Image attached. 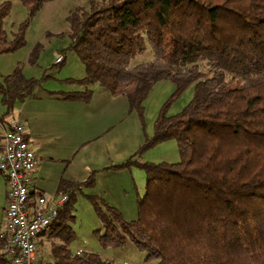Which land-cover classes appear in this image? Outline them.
I'll list each match as a JSON object with an SVG mask.
<instances>
[{"label": "trees", "instance_id": "obj_1", "mask_svg": "<svg viewBox=\"0 0 264 264\" xmlns=\"http://www.w3.org/2000/svg\"><path fill=\"white\" fill-rule=\"evenodd\" d=\"M21 1L28 16L13 38L4 26L13 4L0 3V54L26 44L31 19L52 0ZM68 20L69 48L86 75L67 80L86 90L62 92L64 98L88 102L93 97L88 86L98 82L113 95H125L143 118L154 84L164 79L176 84L143 148L176 139L180 160L140 164L146 191L138 196L135 220L92 198L104 227L101 244L132 241L156 264H264V0H91ZM147 41L155 59L131 66ZM200 61L211 73L203 79ZM194 83L192 100L168 114L171 102ZM39 84L19 68L0 73L6 114L34 96ZM82 186L61 181L57 193L69 198L43 233L52 240L51 259L40 256L43 264H116L97 252L76 254L70 248ZM0 260L8 262L3 252Z\"/></svg>", "mask_w": 264, "mask_h": 264}, {"label": "rangeland", "instance_id": "obj_2", "mask_svg": "<svg viewBox=\"0 0 264 264\" xmlns=\"http://www.w3.org/2000/svg\"><path fill=\"white\" fill-rule=\"evenodd\" d=\"M4 1L13 4L11 14L4 20L9 37L13 38L20 23L27 18L28 9L21 0H0V3ZM90 2L52 0L45 3L30 21L26 44L15 51L0 54V73L6 76L19 68L26 77L40 80L36 89L40 93L47 89L65 92L86 90L85 85L67 80L86 75L81 59L69 48L72 37L68 16L77 7L89 8ZM60 55L66 57L63 64H57ZM154 59L152 46L147 41L146 50L136 54L130 64L136 66ZM199 63L206 72L202 79L210 76L206 62ZM88 88L93 90L92 115H85L81 122L76 121L75 138L89 141L81 147L74 162L81 163L83 168H90V174L77 194L75 220L72 222L75 237L70 248L76 254L97 252L103 258L114 260L116 264H156V260H148L147 253L132 241L118 247H104L101 244L100 234L104 232V227L92 198L104 209L108 206L116 207L125 220L138 218L137 199L146 191L147 177L140 164L147 161L158 163L180 160L176 139L143 148L146 139L153 134L154 123L162 107L176 91V84L169 79L154 84L143 103V118L137 111L131 110L125 95H119L113 103L108 99L110 92L98 82L91 83ZM194 89L195 83L175 98L168 107V114L181 111L192 100ZM111 120L117 122V125L107 129ZM51 243L47 234L39 238L40 256L45 261L51 259Z\"/></svg>", "mask_w": 264, "mask_h": 264}, {"label": "crops", "instance_id": "obj_3", "mask_svg": "<svg viewBox=\"0 0 264 264\" xmlns=\"http://www.w3.org/2000/svg\"><path fill=\"white\" fill-rule=\"evenodd\" d=\"M65 60L64 56L63 62ZM51 91L58 93L54 94ZM62 92L65 91L48 89L43 93L35 91L34 96L17 103L11 114H6L5 106L0 103V152L3 147L4 131L10 128L15 119H19L24 123L26 138L38 157L37 167L29 173L30 192L36 195L41 192L58 194L62 180L82 183L90 174V168H83L81 163L74 162V157L81 147L89 141L75 138V124L78 120L81 122L85 115H88L85 117L92 115L93 97L90 102L74 101L64 98ZM118 96L110 93L109 102L115 103ZM116 125L117 122L111 120L107 129H112ZM35 196L31 195V202ZM7 197L8 182L0 173V230L4 227ZM2 252L0 241V254ZM0 264L9 263L0 260Z\"/></svg>", "mask_w": 264, "mask_h": 264}, {"label": "built area", "instance_id": "obj_4", "mask_svg": "<svg viewBox=\"0 0 264 264\" xmlns=\"http://www.w3.org/2000/svg\"><path fill=\"white\" fill-rule=\"evenodd\" d=\"M64 56L57 58V63ZM38 164V157L31 148L25 125L15 119L3 134L0 152V173L8 182L4 227L0 241L9 264H43L40 260L38 238L58 217L59 209L68 201V194L38 193L31 202L29 173Z\"/></svg>", "mask_w": 264, "mask_h": 264}]
</instances>
